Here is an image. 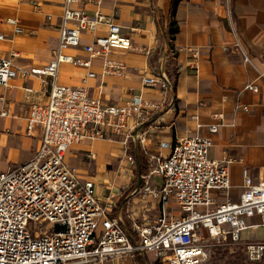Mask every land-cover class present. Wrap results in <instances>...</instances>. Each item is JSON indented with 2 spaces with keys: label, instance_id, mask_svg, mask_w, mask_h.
<instances>
[{
  "label": "crops",
  "instance_id": "crops-1",
  "mask_svg": "<svg viewBox=\"0 0 264 264\" xmlns=\"http://www.w3.org/2000/svg\"><path fill=\"white\" fill-rule=\"evenodd\" d=\"M65 0H0V57L19 53L17 74L9 87L0 86V171L26 161L38 150L42 129L26 131L31 101L46 103L53 80L61 85L85 87L103 105L119 104L142 93L151 102L162 94L142 85L150 73L167 72L175 80L173 92L135 129L144 143L131 139L128 155L137 166L122 158V139H84L73 143L65 162L81 180L92 179L95 192L108 215L132 223L159 209V200L143 193L142 171L151 155H166L176 140L202 135L211 139L209 156L234 158L230 164L232 198L241 189L242 170L252 176L264 170V0H80L69 4L87 15L99 12L119 24L131 39L130 50H112L95 56L88 67L61 63L55 79L30 73L52 60L63 24ZM8 18H15L11 24ZM16 29L21 31L16 32ZM101 24L85 31L81 45L67 53L88 58L82 45L106 33ZM146 50L150 54H146ZM244 56L248 60H244ZM121 65L118 73H105L104 63ZM89 72L94 76L87 77ZM255 84L258 90L246 85ZM25 88L33 91L29 96ZM171 98V99H170ZM171 100V103H170ZM5 112V114H1ZM217 124L215 133L209 131ZM134 132V130H133ZM160 183L158 177H153ZM240 185V186H239ZM173 211L172 202L168 203ZM143 255L109 258L102 264H136Z\"/></svg>",
  "mask_w": 264,
  "mask_h": 264
},
{
  "label": "built area",
  "instance_id": "built-area-1",
  "mask_svg": "<svg viewBox=\"0 0 264 264\" xmlns=\"http://www.w3.org/2000/svg\"><path fill=\"white\" fill-rule=\"evenodd\" d=\"M77 1L65 0L52 60L31 68L30 73L55 79L61 63L88 67L92 57L133 48L131 39L121 33L113 18L99 12L90 16L69 6ZM7 21L14 24L16 20ZM101 24L106 25V33L82 45L88 58L66 52L81 45L85 31L94 32ZM18 56L12 51L9 57H0V86L9 87L16 76L14 62ZM121 68L105 60V73H118ZM92 76L93 72L87 74ZM174 84V78L165 71L150 73L143 77L142 85L159 90L163 96L160 102L148 101L140 92L122 103L103 105L91 98L85 87L53 80L46 103L31 101L26 131L30 133L38 125L42 139L32 157L0 171V264H102L109 258L146 253L160 264H211L214 257L238 253L246 262L264 264V235L262 239L241 235L246 229L264 230V170L254 177L243 169L240 192L232 198L230 164L234 158H211L209 137L194 135L163 143L169 148L168 154L149 157L147 171L140 175L142 191L158 199L160 206L156 213L133 222L130 230L119 218L108 215L107 206L96 196L94 181L81 180L65 162L75 142L98 138L110 141L119 136L123 143L121 157L136 167V159L128 155V143L131 139L144 143L145 138L135 134L136 127L161 108ZM246 87L258 90L255 84ZM25 91L30 96L33 90ZM217 129V124L209 127L211 133Z\"/></svg>",
  "mask_w": 264,
  "mask_h": 264
},
{
  "label": "rangeland",
  "instance_id": "rangeland-1",
  "mask_svg": "<svg viewBox=\"0 0 264 264\" xmlns=\"http://www.w3.org/2000/svg\"><path fill=\"white\" fill-rule=\"evenodd\" d=\"M240 186V185H239ZM172 209H174L172 207ZM252 232V233H251ZM252 234V235H251ZM242 238H249L250 236H255L258 239H262L264 235V230L262 227L256 229H246L241 232ZM136 264H160L154 257L151 256H140L135 258ZM211 264H260L259 262H246L244 256L241 253H238L235 256H221L214 257L210 261Z\"/></svg>",
  "mask_w": 264,
  "mask_h": 264
},
{
  "label": "trees",
  "instance_id": "trees-1",
  "mask_svg": "<svg viewBox=\"0 0 264 264\" xmlns=\"http://www.w3.org/2000/svg\"><path fill=\"white\" fill-rule=\"evenodd\" d=\"M140 171H142V173H143V172H146L147 169H146V170H143V169H142V166H141V167H140Z\"/></svg>",
  "mask_w": 264,
  "mask_h": 264
}]
</instances>
